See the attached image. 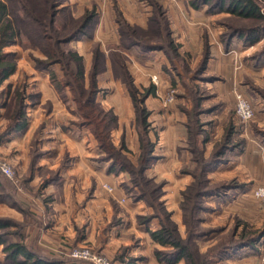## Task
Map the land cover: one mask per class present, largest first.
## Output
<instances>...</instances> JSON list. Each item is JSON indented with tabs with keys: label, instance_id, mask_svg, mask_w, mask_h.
<instances>
[{
	"label": "crops",
	"instance_id": "1",
	"mask_svg": "<svg viewBox=\"0 0 264 264\" xmlns=\"http://www.w3.org/2000/svg\"><path fill=\"white\" fill-rule=\"evenodd\" d=\"M179 4L185 13L182 11V14L188 17L198 16L201 11V8L197 11L183 2ZM141 9L146 10L145 19L139 16L137 18L139 20L128 18L127 22L130 26L146 29L150 8ZM173 10L169 11L172 37L179 53L187 58L192 49L189 48L188 40H192L185 33L187 31L185 21H182L181 15L180 19H175ZM202 18L201 23L207 22L206 17ZM104 20L106 21L97 19L88 35L70 43L71 48L82 58L85 86L94 62L93 49L96 47L103 57V62L96 78L99 92L95 97V103L103 110L111 111L116 117V127L110 134L111 142L116 148L123 144L125 150L122 153L135 165L140 149L134 108L125 84L114 74L110 57V53L121 54L124 67L136 89L141 93L149 91L143 105L148 112V136L153 143L152 156L155 159L145 170L144 176L155 183H160L164 196L167 193L172 201L178 203L181 191L193 180L191 175L183 172L190 168L184 165H194L187 142V116L176 103L164 108L161 99L170 86L179 85V81L186 85L183 66L171 64L162 51L143 52L137 46L116 50L120 44L118 24L116 21L114 24L110 23L111 33H108L109 27ZM200 26L198 23L194 28L197 30L194 35L196 54L197 50L201 53L203 49V39L197 36ZM242 44L240 40H232L223 45L217 37L209 40V56L204 67L205 72L202 71L201 84L244 85L240 80L244 72L251 76L255 74L254 71L264 67V58L255 61L253 57H249L242 59V62L240 51L245 49L253 52L257 46ZM6 50L14 52L10 48ZM34 57L40 58L35 55ZM31 70L33 80L42 78L43 83L26 85L21 90L23 104L26 107L25 116L29 123L23 131H12L7 134L5 142L6 146L13 148V152L20 146L24 154L27 152L25 145L35 137L29 148L31 158L28 164V179L25 182L34 194L33 196L27 194L28 201L35 208L32 209L33 214L41 222V227L37 231L39 248L48 257H56L64 255L73 246L91 244L110 258L115 256L121 246L130 247L136 244L138 246H133L136 247L132 248L133 251L140 249L142 254L149 250L145 255L142 254L141 264H165L158 262L152 253L156 243L151 240L149 232L158 230L157 222L155 220L147 224L137 222L139 216L149 214L150 210L142 200L132 198L136 189L132 187L129 173L125 170L112 169L111 160L105 158V153L98 147L92 133L77 126L79 118L75 114L70 93L65 90L62 95L59 94L51 85L45 71L36 70L34 66ZM213 76L215 79L212 81L210 78ZM16 86L0 85V92H3L6 100L12 97ZM216 109L217 106L204 112L205 119H200L202 125L208 122L207 126L216 127L217 118H220L214 114ZM3 112V109H0V117ZM203 127L206 128L204 125ZM5 130L6 127L2 128L0 135ZM5 137L0 138V141ZM36 137L39 138V144ZM201 142L203 153H209L212 144L206 137H202ZM219 169L220 166L211 170L208 174L209 179L216 176ZM103 185L110 187L112 192L104 190ZM169 186H172V189ZM216 198L209 201L218 202L219 198ZM163 200L172 216L178 217L177 209L167 206L168 199ZM260 245L264 246L259 243L232 251L220 261L223 264L227 261H231L232 264H260L258 257L264 256L263 247Z\"/></svg>",
	"mask_w": 264,
	"mask_h": 264
},
{
	"label": "rangeland",
	"instance_id": "2",
	"mask_svg": "<svg viewBox=\"0 0 264 264\" xmlns=\"http://www.w3.org/2000/svg\"><path fill=\"white\" fill-rule=\"evenodd\" d=\"M188 1L189 0H63L62 5L57 9L60 10L64 8L68 10L70 15L74 18L81 17L85 13L93 11L95 13L96 21L99 18L106 19V21H104L108 24V33H111L112 26L110 23L116 21L118 24V19H121L128 25V18L137 19L139 16H142L145 19L147 14L146 10L144 11L141 8L148 9V7L150 8V11L148 12L149 15L147 16L148 20L156 18L166 22L168 25L170 36L173 40L174 46L176 47V54L178 55V59L175 58L176 60L174 59V63L183 66V72L185 74L184 83H186V85H182L179 81V85L170 86L165 95L162 96L161 104L164 108H167L168 106L176 103L182 111H191L193 110L197 99H199V105L202 109V113L198 116L200 130L202 131L200 139L202 137H206L210 144H212L209 153L204 154L205 158L210 157L212 150L219 147L226 135L229 136L230 148L224 151L221 156L222 163L217 166H220L218 173L216 176L210 177L211 179L208 177L210 172L207 174L209 188L216 186H226V188H221L223 190L221 194L210 196L203 200V209L198 214L199 219L195 225L196 231L199 235L194 237V245H192V249L195 250L194 252L198 254L199 257L208 254L206 255V258L202 257L203 259L205 258L203 264H223L220 260L225 258L232 251H228L220 258L219 256H216V247L227 242L229 237L233 238L232 241H236L243 230L246 231V233H255L257 235L264 231V200L254 196L256 189L264 188V67L254 71L255 74L251 76L250 74L246 75L244 72L240 79L241 83L244 85H202L201 82L203 81H201L200 78H202V71L204 70L205 72V69L199 73L197 70L204 56V48L206 46L208 48L209 40L211 41L217 37L223 45H226V43H229L232 40H239L237 37H233L231 39L228 38V35L230 34L228 25H232L234 28H251L253 27V24L252 22H247L246 20L234 19L229 14L224 12L211 14L207 12L208 5L201 6L196 9L192 8L195 10L201 8V11H199L198 16L188 17L182 14V5L179 4L183 2L189 6ZM134 9L136 11H134ZM169 9H174L173 13L175 14V19H180L182 17V21L184 20L187 25L185 27L187 30L185 33L187 37H190L189 39L192 40H188V45H190L189 48L192 49L191 52L188 53L187 58L183 57L179 53L174 38L172 37L169 25ZM261 10L264 13V6H262ZM62 15L65 14L62 13ZM202 16L206 17L207 22L201 23L203 19ZM62 18L63 20H66L64 19L65 17ZM198 23H200L201 26L198 28L197 36L203 39V49L201 53L197 50L196 54L194 35L197 30L194 28ZM20 39L23 41L22 43ZM240 43L243 42L240 40ZM243 44L242 46H251ZM254 44H257V46L254 48L253 52L245 49L240 51L241 53L239 55L241 60L253 57L255 61H258L259 59L264 58V34L260 35L258 41ZM8 48L15 52L16 68L12 73L14 75L9 80L7 79L9 77L8 76L5 79L6 82H2L0 85H17L14 90H22L26 87V85H42V78L33 80L31 70L32 66H34L36 70L42 72L45 71L48 78H50V72L48 70L38 68L36 64V60H43L44 56L38 49L31 48L25 38H19L15 45ZM34 55L39 56L40 58L34 57ZM241 60L239 61L241 62ZM51 70L55 73L58 79H61L62 72L60 71L59 66H53ZM213 77L210 78L212 81L215 79V76ZM171 91L174 92L172 94V101L171 103H165V100L168 99ZM68 92L70 93V91ZM238 94L245 98L253 109V117L247 122H241L235 114L236 95ZM70 97L72 99L71 93ZM7 101L10 102V105L7 104L8 106L5 108H13L11 101ZM7 101L6 96L4 95L0 100V103L4 104ZM32 102L33 100H31V103ZM216 106L217 109L214 114L217 115V117L220 116V118H217V122L215 124L216 127L212 128L211 126H207L208 122H206L203 123V125L206 126L204 129L200 119H205V111ZM3 111L2 117H0V131L2 128H7L10 123V121L6 118L4 109ZM200 116L202 118H200ZM25 118L27 126L29 121L26 116ZM6 138L7 137L1 139L0 141V164H7L11 168L13 178L9 179L0 172V221L3 223L8 222L10 223V226L8 228H4L0 232L4 234L2 238L6 241L23 242L29 246L32 251L38 254H44L43 250L40 249L37 244L39 235L37 231L41 227V222L36 215L33 214L32 209L35 208L31 206L32 203L28 201L29 195H27L30 194L33 196L34 194H32L33 191L30 190L28 183L25 182V180L28 179V164L31 158L29 148L31 147L32 141L35 137L31 139L30 143L25 145L27 147V152L24 154L20 146H18V150L16 148L15 152H13V148L10 149L6 146ZM36 139L39 144V138L36 137ZM2 142H4L3 145L1 144ZM201 144L202 142L199 147L203 151ZM184 167H190L188 170L192 171L194 165L188 164L184 165ZM40 187L41 186H39V188ZM132 187L136 189L137 193H139L138 188H135L134 186ZM169 188L172 189V186H169ZM165 189H167V187ZM145 190L147 189L145 188ZM161 190L162 193L159 197V201L163 204V207L161 208L157 203L152 202L151 199L147 197V199L142 200V202L150 210V213L139 216L137 218V222L139 224H147L155 220L160 228V221L166 222L165 216L168 215L169 221L176 226L179 236L182 239H186L187 227L184 223V220H186L184 217H187L189 213H186L184 216V212L181 209L183 199L181 194L185 189L181 191L180 201H178V203L172 201V199L167 196V193L164 196L163 186ZM136 192L133 193L132 198H134V194H137ZM215 197L219 198L218 202L214 200L209 201V199ZM163 198H166V200L168 199L166 204L169 208L175 207L177 209L176 213L178 214V217H173L172 213L166 209L165 200H163ZM150 203H152V205H150ZM189 218L190 214L188 215L187 220ZM144 219L147 220L144 221ZM16 234H18L19 237ZM259 243L264 244V238H262L255 245H258ZM133 246H136V244H133ZM133 246H121L115 256L110 258L102 251L96 250V248H94L93 245L91 246V244L73 246L69 250L75 247H86L92 253L105 256L108 260H110L111 264H119V262L120 264H141L140 261L142 254L145 255V253L149 252V250H145V252L140 254V247L138 248V251H133V249L138 245L134 248ZM261 247H263L262 249L264 250V246L262 245ZM157 249L162 248L156 244L152 253L154 254V251ZM135 257L136 259H134ZM138 257H140V260L137 259ZM56 258L65 260L66 264H90L83 261H73L67 256V252L64 255L56 256ZM258 258L260 259V264H264L262 262L264 256ZM3 259V246L0 245V262H2ZM229 263L232 264L231 261L226 262V264ZM177 264H186V262L181 260Z\"/></svg>",
	"mask_w": 264,
	"mask_h": 264
},
{
	"label": "trees",
	"instance_id": "3",
	"mask_svg": "<svg viewBox=\"0 0 264 264\" xmlns=\"http://www.w3.org/2000/svg\"><path fill=\"white\" fill-rule=\"evenodd\" d=\"M62 1L0 0V84L16 68L15 52H7L6 48L15 45L19 38H25L31 48L38 49L44 56L43 60L37 59L36 64L38 68L50 72V82L54 89L61 95L65 90L70 91L75 105V114L80 119L76 123L77 126L86 128L92 133L98 147L105 153V158L111 160L112 169L125 170L129 173L132 186L139 189V193L135 191L137 194H134V199L145 200L149 197L152 202L157 203L162 208L163 204L159 201L162 185L144 176L145 170L155 159L152 156L153 143L148 136V113L143 105V100L149 91L140 93L124 67L121 54L118 52L110 53L114 74L125 84L134 108L140 149L139 157L134 165L122 153L125 150L123 144L116 148L111 142L110 134L116 127V117L111 111H105L95 103V97L99 92L96 78L103 62L102 55L94 47V62L87 75V85L85 86L82 58L70 47L72 41L90 33L96 22L95 13L92 11L85 13L81 17L74 18L68 10L64 8L57 9L62 5ZM188 4L195 9L208 5L207 12L211 14L224 12L234 19L252 22L253 27L251 28H234L232 25H228L230 30L229 39L237 37L244 44L253 45L258 41L260 35L264 34V13L261 10L262 6H264V0H189ZM62 13L65 15H62ZM61 16L65 17L64 19L67 21L63 20ZM118 24L120 44L116 50L120 51L130 46H137L143 52L154 50L164 52L171 64L175 62V58L178 59L176 47L171 39L166 22L156 18L149 19L146 29L130 27L121 19H118ZM208 56L209 53L206 46L203 59L197 70L198 73L204 69ZM53 66H59L62 72L61 79H58L51 70ZM3 96V92H0V100ZM8 100L11 101V105L13 104V108H5L8 106L7 104L10 105L7 100L4 104L0 103V109L5 110L6 118L10 121L0 138L5 137L12 131H23L26 127V107L23 104L22 91L20 89L14 90L12 97ZM183 111L187 116L188 148L194 162L192 171H183L191 175L193 179L181 194L183 198L181 209L184 212V216L186 213L190 214L188 220L189 214L184 217L186 219L184 223L187 227V237L182 239L179 236L176 226L169 221L168 215L165 216L166 222L160 221V228L150 232L149 235L162 248L154 251V256L158 262L177 264L183 260L186 264H203L208 254L203 255L202 257H205L203 259L192 249L194 237L199 235L195 225L199 219L198 214L203 209V200L207 197L221 194L223 191L221 188H226L223 185V187L209 188L207 174L222 163V154L230 148L229 136L226 135L219 147L212 150L210 157L205 158L203 151L199 147L202 133L198 121V116L202 113L199 99L194 104L193 110ZM147 219H144V221ZM9 226L10 223L0 221V231ZM16 235L19 237L18 234ZM2 236L4 234L0 232V245L3 246L4 252V259L0 264H66L63 259L38 254L23 242H8ZM262 238H264V231L257 235L255 233H246L243 230L236 241H232L233 238L229 237L230 241L228 240L216 247V256L221 258L222 255H225L230 250L237 251L244 247L254 246Z\"/></svg>",
	"mask_w": 264,
	"mask_h": 264
},
{
	"label": "built area",
	"instance_id": "4",
	"mask_svg": "<svg viewBox=\"0 0 264 264\" xmlns=\"http://www.w3.org/2000/svg\"><path fill=\"white\" fill-rule=\"evenodd\" d=\"M173 93V91L170 92V96L165 100V103H171ZM235 114L241 122H247L253 117V109L250 103L240 94L236 95ZM0 172L9 179L13 178V172L7 164H0ZM103 189L109 193L112 192V189L107 185H103ZM254 196L264 200V188L256 189ZM67 256L73 261H83L90 264H111L110 260L105 256L92 253L86 247H75L67 252ZM262 262L264 263V258L262 259Z\"/></svg>",
	"mask_w": 264,
	"mask_h": 264
}]
</instances>
